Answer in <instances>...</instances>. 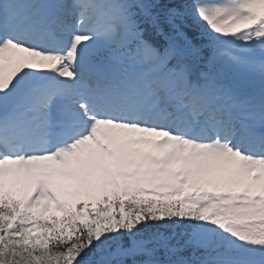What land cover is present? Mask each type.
I'll return each mask as SVG.
<instances>
[{"label":"snow or ice","instance_id":"6c2138e0","mask_svg":"<svg viewBox=\"0 0 264 264\" xmlns=\"http://www.w3.org/2000/svg\"><path fill=\"white\" fill-rule=\"evenodd\" d=\"M0 264H264V0H0Z\"/></svg>","mask_w":264,"mask_h":264}]
</instances>
